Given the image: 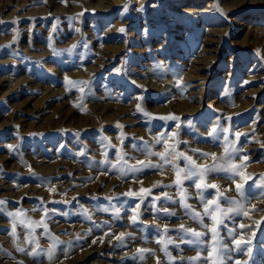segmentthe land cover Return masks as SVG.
<instances>
[{
    "label": "rangeland",
    "instance_id": "1",
    "mask_svg": "<svg viewBox=\"0 0 264 264\" xmlns=\"http://www.w3.org/2000/svg\"><path fill=\"white\" fill-rule=\"evenodd\" d=\"M0 201V264H264V0H0Z\"/></svg>",
    "mask_w": 264,
    "mask_h": 264
},
{
    "label": "snow or ice",
    "instance_id": "2",
    "mask_svg": "<svg viewBox=\"0 0 264 264\" xmlns=\"http://www.w3.org/2000/svg\"><path fill=\"white\" fill-rule=\"evenodd\" d=\"M121 31H123V29H121ZM173 119H176L175 117H172ZM215 131V129L213 130ZM239 135V133H237V136ZM159 142V141H158ZM225 157L223 158L224 162L223 163H214L212 164L211 166H202V165H197L195 163V161L192 160L191 157H184V159L186 161H188L189 163V166L187 168V174L185 176V179L188 178V177H199L200 178V182L195 184V187L197 189H200L202 185H204V177L206 175V173H211V172H217V171H232L233 170V165H232V160H233V156L229 153L228 151V145H225ZM235 151V149H233V152ZM148 155H157V156H160V158L162 160L165 161V163H168V160L165 158V153H155V152H149ZM174 156H183L182 153H173ZM203 158H208L209 155H211L212 159L213 160H216V156L215 154H209V153H201L200 154ZM139 164L143 165V168H161L162 169V166L161 165H153L151 164V162L145 164L144 161H138ZM174 167H176V171H177V181L176 183L179 185L181 183V178H180V173L182 171H184L183 169H180L178 168L177 166L174 165ZM143 169L142 168H137L135 166H131V167H127L125 168L124 166H122L119 171L121 172L122 175H128L129 173H138V172H141ZM237 174L238 173V170H237ZM247 179V177H245V180ZM205 187H211L213 189H215L217 186L215 184H210V185H204ZM237 191L241 193V195L243 194L242 191H241V188L242 186L240 184H237ZM141 194H150V190L149 189H144V188H141L140 190V194L138 193H135V192H132V191H129L128 193H126V195L128 196H137V195H141ZM141 203L143 202V200L140 201ZM202 203H204L205 205V214L208 215L214 223H219L220 221H217V218L216 216H214L212 214V212H210L208 210V205L209 204H215V208L213 211L215 212H220L222 213V216H227L229 212H234V211H237V210H242L240 209V206H239V203L237 201H230L231 204L234 205L233 208H229L227 210L225 209H221L219 203H217L216 201H209V200H203L201 201ZM4 203L3 201H0V204ZM186 209H190V205H185ZM136 208H139V204L136 205ZM165 211H167L165 209ZM186 214H188L186 212ZM169 215H175L174 213H169ZM133 219V222H135L136 220V217L133 216L132 217ZM192 219L194 220H197L199 223H201V225L203 227H208L207 225H204L203 224V217H200L199 214H195V215H192ZM241 227H243V225H241ZM181 228L183 229V231L185 233H191L194 237H201L202 236V233L200 232H196L195 229H185L183 228V225H181ZM212 233H213V239H215V233H216V229L215 227H213L211 229ZM124 236L123 233H121L119 236L116 237L117 240H121V238ZM95 242V241H93ZM171 242V241H169ZM194 243H203L202 240H195L193 241ZM31 243V241H30ZM53 243L56 244L57 241L55 240V238H53ZM237 243H240V241H237ZM18 251H25L24 249L22 248H19L17 249ZM213 251H215V249H213ZM141 252H143V250H141ZM33 255H40V254H44V253H32ZM46 255L48 256L49 260L52 259L53 257V252L52 251H49L46 253ZM166 255H167V252H166ZM133 259H136V257H133ZM141 259H143V257L141 256ZM190 264H193L192 261H190Z\"/></svg>",
    "mask_w": 264,
    "mask_h": 264
},
{
    "label": "bare ground",
    "instance_id": "3",
    "mask_svg": "<svg viewBox=\"0 0 264 264\" xmlns=\"http://www.w3.org/2000/svg\"><path fill=\"white\" fill-rule=\"evenodd\" d=\"M238 1H240V0H238ZM227 2V1H226ZM227 7V6H226ZM105 9V8H104ZM223 10V9H222ZM233 10V9H232ZM201 61V60H200ZM180 100V99H179ZM191 109V108H190ZM192 109H194V107L192 106ZM126 111V110H125ZM124 111V108H121V110H120V112H119V115H121L120 113H124L125 112ZM126 113V112H125ZM139 132V131H138ZM76 166V165H75ZM53 168V167H52ZM73 168H75V167H73ZM45 169H47V168H45ZM101 179H102V177H101ZM103 180V179H102ZM110 184V183H109ZM96 186V185H95ZM98 186V185H97ZM147 185H144V187H146ZM95 188V187H94ZM147 188V187H146ZM80 193V192H79ZM88 253H89V250H88ZM91 253V252H90ZM94 264V263H93Z\"/></svg>",
    "mask_w": 264,
    "mask_h": 264
}]
</instances>
